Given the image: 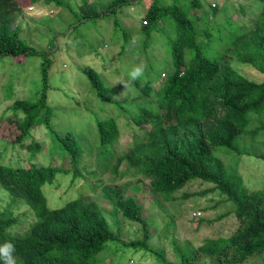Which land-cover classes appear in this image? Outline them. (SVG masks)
<instances>
[{
  "label": "trees",
  "instance_id": "trees-1",
  "mask_svg": "<svg viewBox=\"0 0 264 264\" xmlns=\"http://www.w3.org/2000/svg\"><path fill=\"white\" fill-rule=\"evenodd\" d=\"M18 1L0 0V60L9 58L20 63L30 56L46 58L45 52L35 50L19 37L18 25L12 28L21 13ZM28 1L55 2L57 10L68 9L60 0ZM258 1L261 8L255 22L249 29L240 27L233 33L227 40L226 51L217 58L207 56L197 42V25L208 9L216 11L214 1L187 0L186 5L153 2L143 12L146 27L164 17L173 21L174 71L162 72L155 88L149 80L132 82L143 96L154 98L157 109L143 105L136 107V114L129 111L131 122L139 132L130 134V150L115 160L111 170L116 173L119 163L125 161L128 169L147 178L151 191L166 201H171L172 194L193 180L211 184L210 191H219L234 205L232 213L238 222L232 236L206 240L191 255L180 254L179 264H194L200 256L216 259L220 264H243L253 256L264 254V190L249 191L240 175L228 172L223 161L214 155L215 150L221 149L241 156L235 146L237 138L264 133V125L249 129L264 111V83L247 79L233 64L248 65L264 75V0ZM127 2L113 0L99 11V4L82 1L78 7L80 19L97 20L101 14L114 12ZM204 20V32L210 37L207 29L210 16ZM120 48L121 54L125 47ZM186 49L192 51L188 63L184 59ZM48 67L45 59L38 98L33 102L15 99L0 116V141L10 147L19 146L27 153L26 157L18 156L20 164H15L13 157L6 164L0 163V245L5 242L15 245L16 264H99L97 255L108 242L115 240L126 246L145 248L151 235L143 209L135 198L125 196L121 187L104 186L103 199L112 206L114 215L120 213L123 220L139 227L141 239H121L91 199L78 198L55 209L48 207L44 187L53 184L59 174L72 173L71 182L75 181L83 156L81 145L72 133L62 135L51 127L52 111L46 96ZM85 75L100 100L111 98L112 90L105 89L93 71ZM96 124L100 144L96 154L101 168L106 169L113 160L112 150L120 130L112 117L98 119ZM39 127L46 129L53 146L59 147L60 165L42 163L44 152L31 135ZM255 156L264 158V155ZM23 204L32 211L35 221L28 230L17 233L14 230L19 218L14 210ZM151 252L162 264H172L162 254ZM0 264H4L2 259Z\"/></svg>",
  "mask_w": 264,
  "mask_h": 264
},
{
  "label": "rangeland",
  "instance_id": "rangeland-1",
  "mask_svg": "<svg viewBox=\"0 0 264 264\" xmlns=\"http://www.w3.org/2000/svg\"><path fill=\"white\" fill-rule=\"evenodd\" d=\"M60 1L68 7V17H60L63 13L55 8V2L46 4L19 0L21 13L12 25V28L18 25L19 37L35 50L45 52L46 58L30 56L20 63L9 58L0 60V116L15 99L33 102L38 98L42 89L41 67L46 59L49 66L46 96L52 111L51 127L62 135L72 133L83 150L75 181L71 182L72 173L59 174L53 184L44 187L48 207L55 209L78 198L91 199L102 209L111 230L118 233L121 239L129 241L141 239L139 227L123 220L120 213L114 215L112 206L103 199L102 188L121 187L125 196L136 199L143 209L151 235L147 245L141 248L126 246L117 240L108 242L97 255L99 264H162L151 251L162 254L167 262L179 264L180 254L191 255L206 240L232 236L238 228L232 213L234 205L227 202L219 191H210L211 184L193 180L172 194L171 201H166L163 196L151 191L147 178L128 169L125 161L119 163L116 173L111 170L115 160L130 150V134L139 132L131 122L129 111L136 114V107L143 105L157 109L154 98L143 96L130 82L132 68L143 65L145 74L141 79L153 84L162 72L171 74L174 71L171 56L175 37L173 21L164 17L146 27L143 12L153 2L186 5L187 0H127L118 10L103 13L105 15L101 14L97 20H81L78 5L82 1L97 3L99 8L97 4L95 6L102 11L113 0ZM204 1H214L217 9H208L204 16V19L209 16L211 19L207 28L210 37L204 32L205 20L198 23L197 42L207 56L217 58L226 51L227 40L232 38L233 33H237L240 27L247 30L252 26L261 3L258 0ZM39 4L44 6L39 8ZM50 6L54 10L52 13L49 12ZM29 7H32L31 11ZM121 46L125 49L120 54ZM191 56L192 51L186 49V63ZM233 64L247 79L264 83V75L252 67L237 62ZM90 70L98 76L105 89L112 90L111 98L102 101L91 90L85 75ZM108 117L116 120L120 137L112 150L113 160L106 169H102L96 154L100 148L96 123L98 119ZM262 125L264 111L253 120L249 129ZM31 135L39 141L41 151L46 154L42 153V163L60 165V149L53 146L46 129L39 127ZM235 146L241 156L221 149L215 150L214 155L223 161L228 172L240 175L249 191L264 190V158L255 156L264 155V133L255 137L240 136ZM26 155L19 146L10 147L7 142L0 141L1 164L8 163L10 157L14 158L15 164H20L18 156ZM90 174H96V177ZM14 213L19 218L14 232L28 230L35 221L32 211L24 204ZM263 260L264 254L253 256L243 264H263ZM194 264L220 263L216 259L200 256Z\"/></svg>",
  "mask_w": 264,
  "mask_h": 264
},
{
  "label": "clouds",
  "instance_id": "clouds-1",
  "mask_svg": "<svg viewBox=\"0 0 264 264\" xmlns=\"http://www.w3.org/2000/svg\"><path fill=\"white\" fill-rule=\"evenodd\" d=\"M144 74L145 67L143 65H136L129 73V80L130 82L140 80L144 77ZM124 86L127 87L128 85L124 84ZM15 250V245L10 242H5L3 245H0V259L3 260L4 264H16L15 257L13 255Z\"/></svg>",
  "mask_w": 264,
  "mask_h": 264
},
{
  "label": "crops",
  "instance_id": "crops-1",
  "mask_svg": "<svg viewBox=\"0 0 264 264\" xmlns=\"http://www.w3.org/2000/svg\"><path fill=\"white\" fill-rule=\"evenodd\" d=\"M39 5H40L39 8H41V6H44V5H41V4H39ZM78 7H80V5H78ZM79 10H80V8H79ZM68 11H69V9H61L60 13H63V14H60V17L61 18H64V16L68 17L67 16ZM49 12H52V10H50Z\"/></svg>",
  "mask_w": 264,
  "mask_h": 264
},
{
  "label": "built area",
  "instance_id": "built-area-1",
  "mask_svg": "<svg viewBox=\"0 0 264 264\" xmlns=\"http://www.w3.org/2000/svg\"><path fill=\"white\" fill-rule=\"evenodd\" d=\"M211 6L214 8L215 4L213 3ZM28 10H32V7H29Z\"/></svg>",
  "mask_w": 264,
  "mask_h": 264
}]
</instances>
